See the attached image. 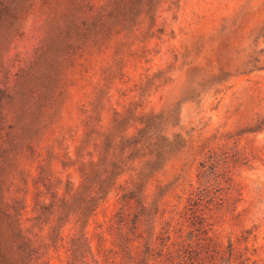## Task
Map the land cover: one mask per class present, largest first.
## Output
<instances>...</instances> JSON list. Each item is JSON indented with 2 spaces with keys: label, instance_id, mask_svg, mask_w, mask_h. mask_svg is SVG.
Returning a JSON list of instances; mask_svg holds the SVG:
<instances>
[{
  "label": "rangeland",
  "instance_id": "rangeland-1",
  "mask_svg": "<svg viewBox=\"0 0 264 264\" xmlns=\"http://www.w3.org/2000/svg\"><path fill=\"white\" fill-rule=\"evenodd\" d=\"M112 1L0 0V113L4 111L7 124H14L18 110L28 103L11 96L15 87V93L30 95L39 85L42 90L44 81H55L59 74L63 78L60 118L43 138L41 157L21 153L16 168L8 169V155L19 152L8 148L0 153L3 199L25 200L27 228L36 216V182L44 163L54 171V191L60 197L81 186L77 160L86 117L104 84L103 72L116 64L111 47L123 35L106 51H79L64 64L61 59L79 46L64 28L76 17L83 20L77 10L91 17L90 7L97 10ZM157 17L154 35L145 42L147 53L125 59L123 77L110 86L100 120L107 128L116 112L132 105L138 115H159L158 132L171 145L167 161L148 181L135 171L121 175L84 227L92 253L89 264L128 263L118 246V218L127 203L123 210L134 214L140 197L156 202L155 253L163 257L155 258V264H264V0H166ZM143 44L137 42L132 50ZM151 78L154 85L142 93L140 86ZM129 127L134 134L140 126L130 122ZM254 147L262 150L261 160L251 152ZM238 150L244 155L234 158ZM213 152L228 153L225 176L209 169ZM229 178L238 186L231 187ZM202 181L213 190L195 205ZM130 191L134 198L122 201ZM42 199L49 201L51 195ZM77 229L74 220L62 229V240L45 254L44 264L68 263L69 241ZM142 230L130 234L135 253L143 251V240L137 239ZM211 239L218 244L215 252L206 249Z\"/></svg>",
  "mask_w": 264,
  "mask_h": 264
},
{
  "label": "trees",
  "instance_id": "trees-1",
  "mask_svg": "<svg viewBox=\"0 0 264 264\" xmlns=\"http://www.w3.org/2000/svg\"><path fill=\"white\" fill-rule=\"evenodd\" d=\"M165 2L166 0H113L109 5L97 10L90 7L88 10L91 17H87L86 12L77 10L83 20L78 21V17L75 21L69 20L71 24L64 28L65 34L71 37L70 39L76 40V45L79 46H76L73 54L64 57L66 52L63 55L64 58L61 60L64 64L70 62L72 56L79 51L89 53L94 49L108 50L114 38L122 34V38L111 47L115 48L113 61L116 64L109 65L103 72L104 84L96 90L91 104L92 111L86 117V132L78 149L77 160L82 175L81 186L77 189L70 188L66 195L60 197L58 192L54 191L57 187L54 171L48 163H44L36 182L38 199L36 216L31 220L29 228L25 227L23 222L25 200L10 196L3 199L4 185L0 187V264H44L45 254L55 243L62 240V229L71 220H74L79 229L69 241L70 255L67 264H89L92 253L84 227L117 184L121 175L127 171H135L139 179L148 181L164 167L168 148L171 145L168 139L158 132L162 121L159 115H138L136 107L132 105L123 112H116L107 128L101 124L100 116L109 104L110 86L114 84L117 76L123 77L124 67L121 65L126 61L125 59L140 51L143 54L147 53L145 42L153 37L159 9ZM89 21L95 22L89 24ZM137 42L144 44L133 51ZM62 85L63 78L59 74L56 75L55 81L50 83L44 81L42 90L39 85L30 95L28 92L15 93L16 87L12 90L11 96L15 94L16 97L27 98L28 103L18 110L14 124L8 125L7 117L3 116L4 111L2 115L0 113V153H7L8 148L19 152L14 157L8 155V159L4 162L8 169L13 165L16 168L17 158L21 153L27 152L33 158L41 157L43 138L60 118L58 106L63 98V92H60ZM153 85L151 78L147 81V85L140 86L139 90L142 93L146 92ZM3 98L1 95L0 103ZM130 122H136L140 126L136 127L137 132L134 134L130 133ZM52 148V146L47 147L46 150L50 151ZM261 151L256 147L251 150L260 160ZM225 155L228 153L213 152L208 158L209 169L213 167L220 170V176H225L229 172L228 163L223 162V158L229 159ZM237 155L241 157L244 154L238 150L233 157ZM86 156L90 159L86 160ZM201 166L205 168L207 163H202ZM0 170L2 171L1 168ZM205 174L206 172L204 176ZM7 181L8 178L4 177L5 185ZM229 181L231 187L238 186L232 178H229ZM211 190H213L212 185L202 181L195 205L208 197ZM48 195H51L49 201L42 199ZM132 195V191L125 193L122 201L133 199L134 195L133 197ZM155 203L149 204L140 197L134 214H126L123 210L129 203L124 205L119 213L117 240L118 246L128 259L127 264H155V258L163 257L162 252L155 253L156 239H154L152 215ZM195 220L198 224L202 223L201 218L195 217ZM46 226L50 229L48 233H44ZM37 229L40 234L35 233ZM140 229L143 230L137 239L143 240V251L135 253L137 248L133 244L136 241L130 237V234ZM207 246L208 252H215L218 244L211 239Z\"/></svg>",
  "mask_w": 264,
  "mask_h": 264
}]
</instances>
